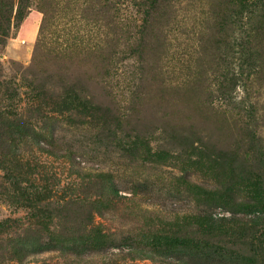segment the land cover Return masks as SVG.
<instances>
[{
	"label": "rangeland",
	"instance_id": "374dc122",
	"mask_svg": "<svg viewBox=\"0 0 264 264\" xmlns=\"http://www.w3.org/2000/svg\"><path fill=\"white\" fill-rule=\"evenodd\" d=\"M8 1L0 109L46 116L35 140L62 184L93 169L115 182L96 219L116 246L84 264H150L129 254L167 223L188 244L156 264H264V4L166 0L139 28L106 0Z\"/></svg>",
	"mask_w": 264,
	"mask_h": 264
},
{
	"label": "trees",
	"instance_id": "16d2710c",
	"mask_svg": "<svg viewBox=\"0 0 264 264\" xmlns=\"http://www.w3.org/2000/svg\"><path fill=\"white\" fill-rule=\"evenodd\" d=\"M165 1L106 0V8L117 12L131 6L135 16L141 15L138 27L143 28L147 16ZM238 1L251 9L264 4V0ZM21 4L22 1L18 13ZM8 8L9 1L0 0V35H4L5 24L9 22ZM45 119L37 109L23 116L0 109V204L10 209L8 215L0 217V264H51L30 260L42 252H57L62 264H84V260L91 258L89 255L116 246L112 233L96 219V214L101 216L114 197H118L113 178L96 169L78 173L63 184L53 177L41 158L44 148L35 140L42 134L51 135ZM15 135L21 138L19 142ZM181 228L180 224L169 223L150 226L144 235L147 242L133 249L130 257L156 264L154 252L158 247L188 244ZM218 236H211L208 242L215 243L214 237ZM200 244L209 246L208 243L195 246ZM121 260L111 264H130L125 257Z\"/></svg>",
	"mask_w": 264,
	"mask_h": 264
}]
</instances>
